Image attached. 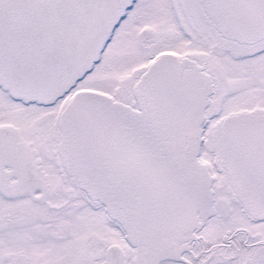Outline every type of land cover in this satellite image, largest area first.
<instances>
[{"label":"snow or ice","instance_id":"snow-or-ice-1","mask_svg":"<svg viewBox=\"0 0 264 264\" xmlns=\"http://www.w3.org/2000/svg\"><path fill=\"white\" fill-rule=\"evenodd\" d=\"M0 264H264V0H0Z\"/></svg>","mask_w":264,"mask_h":264}]
</instances>
